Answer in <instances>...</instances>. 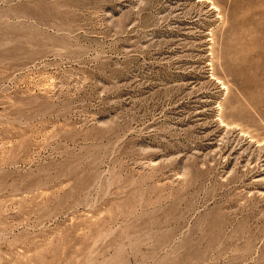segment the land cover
I'll return each instance as SVG.
<instances>
[{
	"label": "rangeland",
	"instance_id": "1",
	"mask_svg": "<svg viewBox=\"0 0 264 264\" xmlns=\"http://www.w3.org/2000/svg\"><path fill=\"white\" fill-rule=\"evenodd\" d=\"M226 22L0 0V264H264V54Z\"/></svg>",
	"mask_w": 264,
	"mask_h": 264
},
{
	"label": "crops",
	"instance_id": "2",
	"mask_svg": "<svg viewBox=\"0 0 264 264\" xmlns=\"http://www.w3.org/2000/svg\"><path fill=\"white\" fill-rule=\"evenodd\" d=\"M224 11L227 20L225 37L238 40L231 41L229 47L252 48L230 53L264 54V0H224Z\"/></svg>",
	"mask_w": 264,
	"mask_h": 264
}]
</instances>
